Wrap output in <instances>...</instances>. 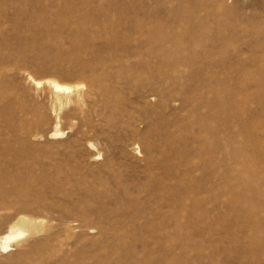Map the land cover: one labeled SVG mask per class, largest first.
Listing matches in <instances>:
<instances>
[{
	"label": "rangeland",
	"instance_id": "obj_1",
	"mask_svg": "<svg viewBox=\"0 0 264 264\" xmlns=\"http://www.w3.org/2000/svg\"><path fill=\"white\" fill-rule=\"evenodd\" d=\"M126 8L180 84L135 81ZM19 215L0 264H264V0H0V239Z\"/></svg>",
	"mask_w": 264,
	"mask_h": 264
},
{
	"label": "bare ground",
	"instance_id": "obj_2",
	"mask_svg": "<svg viewBox=\"0 0 264 264\" xmlns=\"http://www.w3.org/2000/svg\"><path fill=\"white\" fill-rule=\"evenodd\" d=\"M221 1H226V0H221ZM128 7V6H127ZM104 10V9H103ZM124 13H125V15H127L128 16V18L126 19L127 20V23H128V21L131 23H129V27H128V31H130V32H128V33H130L131 35L133 34V35H135L136 36V38L135 39H137V41H136V43L137 42H139L138 44H139V47L141 48V47H144V50H139V49H137V50H134V52H131L130 54H129V56L131 57V56H137V59L135 60V62H134V60H132V62H133V64H132V68L134 67V70H133V72H131V74H132V76L133 77H135V81H138V80H136L137 78H143L147 73L148 74H150V76L151 75H153V77L154 76H156L157 77V79L160 81V83H162V81L164 80V78L166 77V76H169V78H171L170 80L172 81V83L173 84H180V77L175 73V72H172V70H171V72L172 73H169V71L167 72V73H162V71H165L164 69L162 70V66H165V61L167 60V61H169V60H171L173 63L175 62L174 61V59L177 57L176 56V54H175V58H173L171 55H170V52L168 53V49L170 48V44H172V42H173V40H174V42H176L177 40H178V42H179V39H176L177 37L175 36V34H173L175 37H173V39L171 38L173 35H171V37H169V39H167L168 37H166V35L165 34H167V33H165V29L160 25V24H157V23H155V21H153V20H151V19H149V20H144L143 18H140L139 16H137L136 14H130V8H126V9H124V11H123ZM100 13V12H99ZM122 15H123V13H122ZM136 15V16H135ZM186 19V18H185ZM123 20H125V19H123ZM186 21H187V19H186ZM185 21V22H186ZM119 22H121V21H119ZM126 22V21H125ZM188 25H186V26H188L189 28L191 27V28H193L192 30H194V32L196 33V32H198V33H206V32H208V30H210L209 29V25H206V23H204V22H202V21H199L198 19H192V20H190V21H187L186 22ZM185 23V24H186ZM124 25H125V23H123ZM157 24V25H156ZM212 26V25H211ZM165 27V26H164ZM188 27H186L185 29H187ZM191 28H190V30H191ZM165 30V31H164ZM123 31H125V30H123ZM125 32H127V31H125ZM172 32H173V30H172ZM187 32H189V30L187 31ZM122 33H124V32H122ZM113 34L114 33H110V35H112L113 36ZM126 34V33H125ZM89 35V34H88ZM127 35H129V34H127ZM169 35V34H168ZM192 35V34H191ZM196 35H198V34H193V36L195 37ZM91 36V35H90ZM115 36V35H114ZM114 36H113V38H114ZM122 36V35H121ZM88 37V36H87ZM122 37H125L124 35L122 36ZM191 37V36H190ZM193 37V38H194ZM198 37V36H197ZM161 38H163V39H166L165 41V43H163L162 45L161 44H159L158 43V41H160V39ZM176 40H175V39ZM192 38V42H194L193 39ZM111 39V38H110ZM122 40V39H121ZM125 40V39H124ZM190 40V39H189ZM191 41V40H190ZM171 42V43H170ZM189 42V41H188ZM119 43H120V41H119ZM122 43V42H121ZM170 43V44H169ZM176 45H177V43H175ZM185 44H186V42H185ZM188 44V43H187ZM189 44H191V43H189ZM188 44V45H189ZM120 45V44H119ZM167 45H170L169 46V48L167 49L166 47H168ZM172 45H174V44H172ZM172 47V46H171ZM213 47V46H212ZM192 48H193V46H192ZM141 49H143V48H141ZM171 49V48H170ZM211 49V48H210ZM175 50V49H174ZM206 51H207V49H206ZM177 52V51H176ZM209 53V52H208ZM172 54V53H171ZM174 54H172V55H174ZM125 55V54H124ZM128 56V57H129ZM179 56H181V55H179ZM127 57V58H128ZM100 58V57H99ZM132 58V57H131ZM136 58V57H135ZM126 59V58H125ZM130 59V58H129ZM129 59H126V60H129ZM154 60V61H156V63L159 61V64L157 63V65L158 66H155L156 64H154L153 63V65L152 64H150V61L151 60ZM177 59H179L178 57L176 58V60ZM152 60V61H153ZM186 60V59H185ZM151 61V62H152ZM183 61V60H182ZM124 62V61H123ZM129 62H131V61H129ZM171 62V63H172ZM80 63V62H79ZM83 63V62H82ZM177 63V62H176ZM179 63V62H178ZM84 64V63H83ZM83 64H81V65H83ZM121 64V63H120ZM123 64V63H122ZM126 64V63H125ZM128 64V63H127ZM169 64V63H168ZM86 65H87V63H86ZM124 65V64H123ZM84 66V65H83ZM158 67H160V68H158ZM132 68H131V70H132ZM160 69L162 70V71H160ZM121 74V76H122V72L120 73ZM124 74V73H123ZM130 74V75H131ZM126 76H127V73L125 74ZM30 77V76H29ZM131 78V77H130ZM30 79H32V81H33V83H35L36 85H40V84H42L43 82L44 83H46V84H48L49 85V87L51 86V88H52V90H54L55 92H59V93H63V94H67V93H69L70 94V92H72V91H74L75 90V88L79 85L80 86V84H78V83H76V84H70V83H65V82H61L59 79H57V78H53V77H44V78H38L37 77V75H36V77H32L31 76V78ZM150 79V78H149ZM155 80V79H154ZM167 80V79H166ZM166 80H165V82H166ZM145 81V80H144ZM152 81V80H151ZM158 81V82H159ZM168 81H169V79H168ZM168 81H167V83H168ZM146 82V81H145ZM145 82H144V84H145ZM156 82V81H155ZM155 82H153V83H155ZM188 82V81H187ZM151 83V82H150ZM152 83V84H153ZM171 83V84H172ZM163 84H166V83H163ZM169 84V83H168ZM171 84H169L170 86H172ZM145 86H146V84H145ZM147 86H150V85H148L147 84ZM158 86V85H157ZM156 85H155V87H157ZM164 86H166V85H164ZM168 86V85H167ZM166 86V87H167ZM174 87H175V85H173ZM181 86V88H182V85H180ZM151 87V86H150ZM149 87V88H150ZM153 87V86H152ZM151 87V88H152ZM154 87V88H155ZM160 87V86H159ZM163 87V86H162ZM169 87V86H168ZM158 88V87H157ZM156 88V89H157ZM170 88V87H169ZM173 88V87H172ZM162 89V88H161ZM168 89V88H167ZM178 89V88H177ZM183 89V88H182ZM188 89V91H189V88H187ZM152 90V89H151ZM154 90V89H153ZM160 90V89H159ZM159 90H157V91H159ZM163 90V89H162ZM169 90V89H168ZM171 90V89H170ZM176 90V89H175ZM174 90V91H175ZM156 91V90H155ZM172 91V90H171ZM179 91V90H178ZM167 92V91H166ZM169 92V91H168ZM173 92V91H172ZM190 92V91H189ZM58 93V94H59ZM68 94V95H69ZM76 94V93H75ZM169 94H170V92H169ZM176 94V93H175ZM174 94V95H175ZM178 94V93H177ZM181 94V93H180ZM60 95V94H59ZM67 95V96H68ZM90 144H92V143H90ZM93 145V144H92ZM96 156H97V154H96ZM152 166V165H151ZM153 175V174H152ZM21 191H22V189H21ZM168 209V208H167ZM167 211V210H166ZM82 212H83V210H82ZM85 212V211H84ZM161 213H162V211H161ZM168 213V212H167ZM19 216H21V215H19ZM162 216H163V214H162ZM170 216V215H169ZM31 218V217H30ZM29 217L27 218V217H24V216H21L20 218L18 217V221L17 222H13V223H11L10 224V226H9V228H8V231L6 232V234L5 235H3V237L0 239V248L2 249V250H6V249H9V247H10V242L12 241V240H14V239H16L17 237H20L22 234H24L25 233V231H28V232H30V231H32V227L34 226V223H36L35 221H34V219L33 220H31ZM156 221V220H155ZM86 222V221H85ZM115 222H117V221H115ZM144 222H145V220H144ZM251 222V221H250ZM87 223V222H86ZM147 223V222H146ZM149 223V222H148ZM147 223V224H148ZM156 223V222H155ZM161 223V222H160ZM41 224V222L39 223V225ZM114 224H116V223H114ZM113 224V225H114ZM122 224V223H121ZM150 224V223H149ZM159 224V223H158ZM169 224V223H168ZM36 225H37V223H36ZM36 225H35V227H36ZM164 225V224H163ZM143 226V225H142ZM122 227V226H121ZM141 227V226H140ZM157 227V226H156ZM165 227V226H164ZM167 227V226H166ZM171 227V226H170ZM111 228H112V225H111ZM110 228V229H111ZM70 229V228H69ZM118 229H119V227H118ZM143 229H144V227H143ZM112 230V229H111ZM164 230H168V228H166V229H164ZM116 231V230H115ZM172 231V230H171ZM170 231V232H171ZM121 232V231H120ZM165 232V231H164ZM163 232V233H164ZM80 234V233H79ZM83 234V233H82ZM120 234V233H119ZM169 235H170V233H168ZM78 235V234H77ZM105 235V234H104ZM108 235V234H107ZM123 235V234H122ZM160 235V234H159ZM116 236H118L117 234H116ZM162 236V235H161ZM69 237V236H68ZM114 237H115V235H114ZM113 237V238H114ZM165 237H167V236H165ZM168 237H171V235L170 236H168ZM103 238V237H102ZM111 238V237H110ZM172 238V237H171ZM120 239V238H119ZM119 239H117V240H119ZM161 239V238H160ZM163 239H165V238H163ZM167 239V238H166ZM103 241H104V239H103ZM121 241V240H120ZM171 241V240H170ZM77 242V241H76ZM105 242V241H104ZM101 243V242H100ZM101 244H103V243H101ZM106 244V243H105ZM160 244V243H159ZM162 244V243H161ZM160 244V245H161ZM165 244V243H164ZM169 245V244H168ZM107 246V245H106ZM162 246H163V244H162ZM171 246V245H170ZM260 246V245H259ZM38 247V246H37ZM163 247H165V246H163ZM167 248V247H166ZM41 249V248H40ZM101 249V248H100ZM51 250V249H50ZM260 250H261V248H260ZM89 251V250H88ZM91 251V250H90ZM94 251V250H93ZM105 251V250H104ZM130 252H131V250H129ZM129 251H126V252H129ZM164 251V250H163ZM49 252H51V251H45V249L42 251V255L44 256V255H51ZM99 252H101L100 250H99ZM129 252V253H130ZM88 253H91V252H88ZM95 253H96V251H95ZM95 253H93V258L96 256L97 257V255L95 254ZM160 253V252H159ZM167 253V252H166ZM85 254H87L86 252H85ZM85 254H84V252H82V251H76V256L78 257V258H80V259H86V257H85ZM161 254V253H160ZM91 255V254H90ZM164 255H165V253H164ZM163 255V256H164ZM256 255V254H255ZM92 256V255H91ZM88 258H90V257H88ZM88 258H87V260H88ZM144 258V257H143ZM166 258V257H165ZM161 258H159L158 259V261L159 262H161ZM171 261V260H170ZM138 264H139V262H137ZM170 263V262H169ZM65 264H69V263H65ZM141 264V263H140Z\"/></svg>",
	"mask_w": 264,
	"mask_h": 264
}]
</instances>
